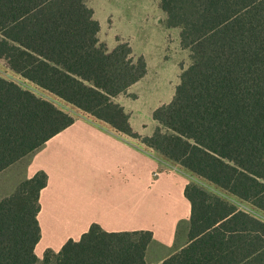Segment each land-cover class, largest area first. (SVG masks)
<instances>
[{"label":"trees","instance_id":"trees-1","mask_svg":"<svg viewBox=\"0 0 264 264\" xmlns=\"http://www.w3.org/2000/svg\"><path fill=\"white\" fill-rule=\"evenodd\" d=\"M86 0H0V59L36 87L248 204L187 185L188 244L161 264H264V0H160L192 63L172 100L134 133L112 101L146 74L125 43L107 50ZM75 118L0 77V172L36 152ZM162 130H165L163 132ZM38 173L0 200V264H145L150 232L91 225L40 261ZM260 214V215H259Z\"/></svg>","mask_w":264,"mask_h":264},{"label":"crops","instance_id":"crops-1","mask_svg":"<svg viewBox=\"0 0 264 264\" xmlns=\"http://www.w3.org/2000/svg\"><path fill=\"white\" fill-rule=\"evenodd\" d=\"M118 96L112 101L128 115L132 131L152 136L158 124L140 120L133 103L122 104ZM38 173L47 177L39 194L40 239L34 247L40 261L46 251L57 253L67 241H78L91 225L107 233L150 232L145 264H161L188 244L190 175L102 121L79 115L36 152L0 172L4 190L9 189L0 191V200Z\"/></svg>","mask_w":264,"mask_h":264},{"label":"rangeland","instance_id":"rangeland-1","mask_svg":"<svg viewBox=\"0 0 264 264\" xmlns=\"http://www.w3.org/2000/svg\"><path fill=\"white\" fill-rule=\"evenodd\" d=\"M85 4L92 11L93 19L98 22V41L107 50L125 43L135 57L144 59L145 77L134 88L118 96L117 100L122 104L133 103L138 118L153 123V113L148 110L154 108L155 111L172 100L182 73L192 63L189 50L181 45V28L167 23L160 0H86ZM0 77L48 100L73 118L84 114L23 79L10 68L5 59H0ZM151 127L149 125L147 129L151 130ZM187 173L191 177L188 185L196 186L208 195L218 197L239 209L253 212L248 204L227 191L189 171ZM7 176L8 174L4 177ZM2 177L0 176V191L7 192L9 189L4 190Z\"/></svg>","mask_w":264,"mask_h":264}]
</instances>
